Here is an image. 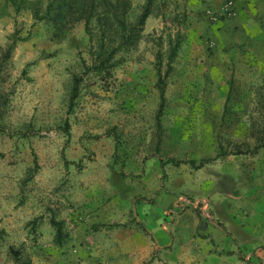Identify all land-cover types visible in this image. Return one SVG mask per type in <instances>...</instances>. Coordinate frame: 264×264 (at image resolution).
Masks as SVG:
<instances>
[{
  "label": "rangeland",
  "instance_id": "374dc122",
  "mask_svg": "<svg viewBox=\"0 0 264 264\" xmlns=\"http://www.w3.org/2000/svg\"><path fill=\"white\" fill-rule=\"evenodd\" d=\"M205 1L155 0L135 50L118 54L124 60L96 77L87 70L83 21L58 27L45 17L50 0H0V264H152L153 258L115 262L107 256L118 248L113 226L97 241L100 255H78L88 241L83 233L81 244H71L70 198L105 201L122 193L130 207L146 205L167 220L161 214L169 207L165 187L173 188V200L182 196L188 207L195 201L205 208L197 184L176 176L170 183L165 172L154 179L156 171L179 167L170 162L211 160L207 175L222 176L225 186L231 175L247 181L264 169V22L255 29L243 24L240 0ZM144 4L131 0L130 21ZM177 30L182 43L168 61L166 36ZM158 60L162 76L171 66L159 126ZM75 77L78 95L70 104ZM141 163L150 180L131 175L127 189L119 172L133 174ZM102 176L107 181L93 184L101 193L85 195L86 181ZM154 185L153 194L147 188ZM250 190L252 203H259ZM178 204L180 211L185 204ZM212 209L209 201L206 210ZM52 220L62 224L59 242ZM251 241L258 246L253 255L238 250L229 264H264V237Z\"/></svg>",
  "mask_w": 264,
  "mask_h": 264
},
{
  "label": "crops",
  "instance_id": "0c3cea01",
  "mask_svg": "<svg viewBox=\"0 0 264 264\" xmlns=\"http://www.w3.org/2000/svg\"><path fill=\"white\" fill-rule=\"evenodd\" d=\"M196 1L205 0H189V3ZM239 5V12L243 13V17L239 13V18H243V24L246 23L250 27L255 25V29L257 22H264V0H240ZM147 23L148 20L146 25ZM210 162L211 160L201 167L196 165L194 160H184L174 164L170 162V167L179 166V170L178 168L168 171L161 169L155 172L154 177V179L156 177L160 179L161 173L165 172V180L170 183L176 176L181 183H194L200 186V192L203 193L200 200L205 204L203 211L197 209L195 201L188 207V202L182 196L173 200L172 187H165L163 190L164 202L169 207L163 209L161 214L167 220L156 217L152 209L147 208L146 205H142L140 211L133 207L134 204L130 207L128 203L131 198L120 197L122 193H119L117 197L112 195L113 199L108 198V201H104L101 197L89 200L86 196H81L79 200L76 196L70 198L69 201L74 204L72 207L74 209L70 212L69 220L73 221L76 230L71 244L74 242L76 245L75 243L80 240L79 237L83 233V239L88 241L84 242L82 245L84 249H81L78 255L87 258L100 255V252L94 253L95 246L98 245L97 241L106 238L105 229H103L105 226H113L112 237H116L118 243L116 253L106 252L107 256L116 257L113 260L115 262H125L127 259L143 261L153 258L152 264H212L214 262L229 264L236 261L238 250L253 255L252 251L258 246L251 239L253 240L257 235L264 237V169L257 170L260 172L259 175L254 178L249 176L247 181L245 175L244 177L239 174L231 175L230 177L234 179L230 180L232 185L225 186L221 181L222 176L211 178L207 175ZM146 165L147 163L139 164V168L142 167V169L133 174L119 172V180L126 183L124 187L130 184L131 175L141 177V180L147 179L149 175L144 170ZM160 165L163 163L159 161L157 167ZM154 166L150 165L153 168ZM250 166L256 167V163L253 164L250 160ZM262 167L264 168V164ZM240 177L243 178V183L238 188L235 183L240 180L238 179ZM107 179V176H102L99 181H86L85 195L101 193L102 187L93 184L94 182L102 183V180L105 182ZM90 189L93 192L89 191ZM147 189L153 194L158 191L155 185ZM247 189L256 190L254 194L260 197L261 201L253 204L251 201L253 197L246 194ZM209 201L213 202L214 209L207 212L206 207L209 206ZM179 202L185 204L181 206L180 211L176 210L180 207ZM137 224L141 229L137 227ZM110 259L112 260V257Z\"/></svg>",
  "mask_w": 264,
  "mask_h": 264
},
{
  "label": "trees",
  "instance_id": "16d2710c",
  "mask_svg": "<svg viewBox=\"0 0 264 264\" xmlns=\"http://www.w3.org/2000/svg\"><path fill=\"white\" fill-rule=\"evenodd\" d=\"M155 0H145L141 13L134 22L129 20L131 10V0H50L46 8L45 17L56 24L58 27L68 28L77 22L83 21L84 31L88 36L90 65L87 69L96 77L109 75L110 70L117 67L124 58L116 59L120 53L129 54L139 44L142 39L143 27L147 19L152 15V4ZM185 10V7H184ZM160 15V14H158ZM166 53L168 61L175 57L182 41L179 30L172 36L167 34ZM174 39V41H173ZM85 64V62H83ZM157 88L160 92V109L157 113V126L160 125L159 119L164 103L165 78L171 71V66L162 76L160 62L158 60ZM80 79L73 78L70 104L78 95V85ZM68 125L65 124L64 132L68 135ZM210 160H203L199 167ZM56 228V242L62 236V224L51 221Z\"/></svg>",
  "mask_w": 264,
  "mask_h": 264
}]
</instances>
